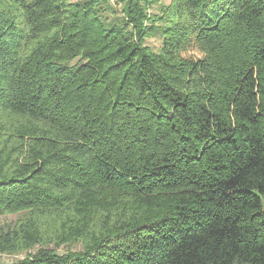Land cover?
<instances>
[{
	"label": "trees",
	"instance_id": "16d2710c",
	"mask_svg": "<svg viewBox=\"0 0 264 264\" xmlns=\"http://www.w3.org/2000/svg\"><path fill=\"white\" fill-rule=\"evenodd\" d=\"M164 1L0 0L14 264H264V0Z\"/></svg>",
	"mask_w": 264,
	"mask_h": 264
},
{
	"label": "rangeland",
	"instance_id": "374dc122",
	"mask_svg": "<svg viewBox=\"0 0 264 264\" xmlns=\"http://www.w3.org/2000/svg\"><path fill=\"white\" fill-rule=\"evenodd\" d=\"M75 2L78 0H74ZM171 0H166L163 2L164 5H169ZM155 11L158 12L159 9L155 7ZM148 44L151 46H159L160 41L158 39L150 40L148 41ZM18 220L17 215H10V216H0V229L1 228H7L11 227L15 224V222ZM68 250H71L73 252H79L82 250V246L77 244L71 247L65 246L61 247L59 249L60 254L66 253ZM34 250H30V252H23L18 254H1L0 253V264H14L20 261H23L27 258V256L31 253H34Z\"/></svg>",
	"mask_w": 264,
	"mask_h": 264
}]
</instances>
